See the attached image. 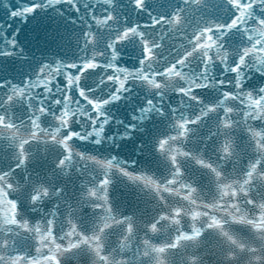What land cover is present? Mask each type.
Masks as SVG:
<instances>
[{
  "label": "water",
  "instance_id": "obj_1",
  "mask_svg": "<svg viewBox=\"0 0 264 264\" xmlns=\"http://www.w3.org/2000/svg\"><path fill=\"white\" fill-rule=\"evenodd\" d=\"M0 264H264V0H0Z\"/></svg>",
  "mask_w": 264,
  "mask_h": 264
}]
</instances>
